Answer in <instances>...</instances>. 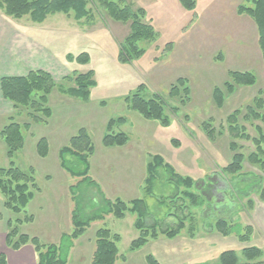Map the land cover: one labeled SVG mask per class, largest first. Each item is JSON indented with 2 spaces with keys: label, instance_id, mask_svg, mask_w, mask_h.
I'll use <instances>...</instances> for the list:
<instances>
[{
  "label": "rangeland",
  "instance_id": "rangeland-1",
  "mask_svg": "<svg viewBox=\"0 0 264 264\" xmlns=\"http://www.w3.org/2000/svg\"><path fill=\"white\" fill-rule=\"evenodd\" d=\"M125 2L143 8L147 22L158 33L155 42L140 44L145 54L131 64L118 60L121 44L131 32L130 24L110 20L94 2L91 3L94 16L91 19L77 22L71 16L57 14L42 24L32 23L28 18L8 17L0 6V133L12 121L30 124L29 132L24 135V149L14 159L15 167L23 171L33 168L36 184L43 191L29 210L42 225L48 215H54L62 227L67 224L69 209L75 205L70 188L77 185L78 180L59 169L57 161H60V149L69 144H63L64 138L71 133L75 136L82 127L88 131L95 147L96 157H91L92 175L112 195L111 165L116 166L118 160L126 161L132 153L104 155L102 141L109 121L124 117L126 123L114 131L129 135L134 148L143 150V160L149 163L153 156L159 155L177 174L193 179L192 192L203 196L205 204L194 208L188 201L174 199L184 188H177L165 168L159 170L151 196L144 192L145 181L140 189L133 184L130 197L144 200L150 214L146 220L148 226L156 225L159 231L172 230L183 220L185 227L174 239L160 234L140 250L131 251V243L139 235L134 227L136 215L128 213L122 220L113 216L106 218L103 227L121 236L119 255L125 256L128 264H149L148 256L159 264H218L225 251H234L243 259L244 248L258 247L263 252L258 264H264V200L261 196L264 174L248 161L236 177L224 172L233 157L227 118L240 110V125L245 126L251 137H257L255 126L262 125L260 121L243 119L246 108L253 105L255 98L264 101V61L258 28L249 16L237 12L246 0H197L192 11L186 10L179 0ZM81 54H87L88 62L77 61ZM33 71H45L55 82L47 103L51 115L47 119L38 114L41 122H34L28 110H15L1 91L4 77L27 76ZM88 72L93 73L96 85L90 89V100L84 102L67 91L76 87L74 79L78 75ZM230 72L252 73L257 83L252 87H237L232 95L226 94L225 104L219 109L213 93L215 88L225 91ZM181 78L188 81L189 99L183 93L175 98L169 95L171 87ZM141 84L147 88L146 97L157 94L165 102L169 126L146 120L128 109L127 98ZM71 110L78 114L71 119L51 121L53 113ZM206 123L212 125L214 138L205 131ZM42 135L53 138L64 135L63 139L53 140L45 160L36 152L38 138ZM237 143L246 158L255 151L251 141L237 140ZM102 159L105 165L100 163ZM9 166L6 145L0 136V168ZM96 167H101L102 173L94 174ZM120 169L123 171L124 167ZM45 175H50L51 180L47 181ZM75 193L84 216L90 217L101 208L103 197L99 189L84 184ZM4 201L0 192V238L2 235L3 240L0 251L10 249L5 242L7 221L30 215L29 210L14 215L4 209ZM219 220L231 226L229 236L216 230ZM249 226L252 227L250 240L242 242L240 236L247 233ZM191 227L195 228L194 235H191ZM25 230L20 226L21 234ZM117 264H123L122 260Z\"/></svg>",
  "mask_w": 264,
  "mask_h": 264
},
{
  "label": "trees",
  "instance_id": "trees-1",
  "mask_svg": "<svg viewBox=\"0 0 264 264\" xmlns=\"http://www.w3.org/2000/svg\"><path fill=\"white\" fill-rule=\"evenodd\" d=\"M186 10H194L197 0H179ZM94 2L98 9L105 12L106 16L117 23L130 24L131 32L121 44L118 60L122 64H131L139 60L145 54V49L140 46L142 42H155L158 33L152 24L147 22V12L143 8H136L132 4H127L125 0H0V6L6 16L14 19L28 18L32 23L42 24L49 17L64 14L71 16L75 21L81 22L93 18L91 3ZM239 15L249 16L257 25L259 32V47L264 61V0H246V4L238 7ZM172 44H168L171 46ZM166 50V49H165ZM80 63L88 62L87 54L77 57ZM93 73L78 75L74 80L76 87L67 91L74 97L84 102L90 100V89L95 87ZM230 82L224 85L225 91L215 88L213 99L219 109L225 104V95L235 93L237 87H252L256 85L257 78L252 73L230 72ZM72 79V78H71ZM70 79V80H71ZM55 87V82L51 74L45 71H33L27 76L4 77L1 80V91L3 97L13 103L15 110L23 108L28 110V115L34 122H41L38 114L45 118L51 115L50 108L47 107L48 96ZM189 99L190 89L186 79L177 80L171 87V97H181V94ZM147 88L141 84L136 91L127 98L128 109L138 113L141 117L149 121L159 122L162 126L170 125L167 116V109L163 99L153 94L146 97ZM264 94V93H263ZM33 111V113L31 112ZM30 112V113H29ZM246 121H260L262 125L255 126L257 137H251L245 126L240 125L239 118L242 116L240 110L235 111L227 118V125L232 142L230 149L233 153L232 161L224 168L226 174L236 177L244 170V163L248 161L251 165L258 167L264 174V101L255 98L253 105L246 108ZM126 123V118L111 119L107 124V133L103 137L102 144L105 148L123 147L129 143V135L124 132H115L117 126ZM205 131L210 138H214L212 125L204 124ZM30 124L21 125L11 122L0 133L6 145V155L9 159L8 168H0V192L5 197L4 209L14 215L25 213L27 206L34 199L36 192L40 189L36 184L33 168L23 171L14 165V159L25 146V132H29ZM237 140L251 141L255 146V151L247 158L241 153ZM49 143L42 138L36 145V152L41 158L49 155ZM95 147L91 136L85 128L73 136L69 144L63 147L59 153L61 167L71 177L78 180L77 185L70 188L75 209L72 214L73 231L70 235H65L60 244L46 245L36 237H30L20 233V226L24 223H31L34 220L32 215H26L23 219L7 221L6 245L14 251L20 250L26 245H31L37 254V264H67L70 250L75 240L82 237L94 222L104 221L107 216H113L118 220L126 217V214L136 215L135 228L139 232V237L131 243L130 250L137 251L143 248L150 239H157L159 235L176 238L185 227L183 220L172 230H158L156 225L148 226L146 220L150 216L148 208L142 199L131 202H124L116 199L114 201L103 198V204L98 212L90 217L82 214L83 207L78 202L76 189L84 184L98 188L90 177L91 157L94 155ZM161 168H165L170 175V179L177 188H184V191L174 195V199L188 201L194 208L203 207L205 199L193 191L195 182L189 177H182L168 165L163 157L156 155L147 165V177L145 179L144 192L151 196L154 191V184ZM258 183V182H257ZM256 184V182L254 183ZM101 194V192H100ZM262 199L264 200V188L262 189ZM251 203V202H249ZM185 208V205H181ZM172 216V214L170 215ZM190 219L191 216L189 215ZM216 230L224 236L231 234V226L225 220L216 223ZM191 235H194L195 228L191 227ZM245 235L240 236L242 242H248L252 234V227L246 228ZM121 236L113 234L108 228H100L96 232V249L92 259V264H117L118 261H125V256L119 255L118 244ZM243 259L239 258L234 251H225L219 257L218 264H258L263 257V252L258 247H247L242 252ZM149 264H159L152 256L147 258ZM0 264H7L5 254L0 255Z\"/></svg>",
  "mask_w": 264,
  "mask_h": 264
},
{
  "label": "crops",
  "instance_id": "crops-1",
  "mask_svg": "<svg viewBox=\"0 0 264 264\" xmlns=\"http://www.w3.org/2000/svg\"><path fill=\"white\" fill-rule=\"evenodd\" d=\"M75 111L76 110H71L69 112H63V113L59 112L56 114L53 113L51 121L52 120L54 121L55 119L60 120V121L65 120V119H71L73 116L78 114ZM82 128H79L78 131ZM73 136L74 134L72 133L69 134L66 138H64V135H58L54 138L51 137V135H42L38 139L46 138L49 143V150H51L53 140L58 139V138H61V139L64 138L63 144L66 145ZM131 143H132L131 140H129V143L123 147H115V148H105L104 147V149L106 150L104 152L105 153L104 155H107L108 153H110L111 155H117L120 152H122L123 155H130L132 153V155L129 156V159H127L126 161L118 160L116 166L113 164L111 165L112 169H110V172L114 174L113 176L109 175V180L112 185V192H113L112 195L110 193H107V191L105 190V187H102L101 183H99L97 180L94 179L92 175L94 166L92 164V160L90 161L91 163L90 177L93 179V181L98 186L97 189H99V193L101 192V195L103 198L105 197L106 199L111 200V201L120 199L127 203L137 199L136 197H130L131 196L130 193L133 190V186H134L133 184H135V186L137 185V187H139L140 189L142 184L144 183L145 178L147 177L148 162L143 160V150L137 146L134 148V146ZM95 157H96V152H95V155L92 156V159L93 158L95 159ZM47 158L48 157L42 158V159L45 160ZM115 158L117 159L118 157H115ZM57 163H58V166L60 167L59 169H62L60 165V161H57ZM100 163L101 164L103 163V165H105L106 164L105 159L104 160L102 159ZM121 164H124V165L122 166ZM123 167H124V170H123L124 172L120 169ZM98 171L102 173L101 167H96L94 174H97ZM65 173L69 175L66 171ZM44 178H46L47 181L51 180L50 175H45ZM42 195H43V191L40 188V192L35 195L34 199L29 203L26 210H29L32 204L35 203ZM103 198H102L101 204H103ZM71 200L72 202H74L72 198ZM58 203L61 206L59 199H58ZM74 209H75V205L74 206L72 205L69 209L67 224H65V226L63 227L61 226V222L58 221L57 218H54V215L45 216L42 220L43 221V225H42L37 215L35 213H32V211L29 210L30 215L34 217V220L31 223H24L21 226L23 229H26L25 231H23L22 234L29 235L30 237H36L40 240L41 243L46 244V245L48 244L58 245L60 244V242L62 241V238L65 235H70L73 231L72 214H73ZM109 217L111 216H107L106 218H109ZM135 221L136 219L134 220V227H135ZM105 222H106V219L104 221L92 223L90 228L86 231V233L82 237H80L78 240L74 241L73 247L69 253V260L67 264H92V259H93L94 252L96 249V232L100 228H103V226L105 225ZM24 227H28V228H24ZM40 228L42 229L40 230ZM138 236H136L133 240H136ZM1 240H2V235L0 238V243L3 241ZM2 253H4L7 257V264H37V254L31 245H26L18 251H14L11 249L0 251V254ZM122 263L128 264V259L124 262L122 261Z\"/></svg>",
  "mask_w": 264,
  "mask_h": 264
}]
</instances>
